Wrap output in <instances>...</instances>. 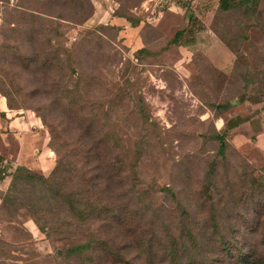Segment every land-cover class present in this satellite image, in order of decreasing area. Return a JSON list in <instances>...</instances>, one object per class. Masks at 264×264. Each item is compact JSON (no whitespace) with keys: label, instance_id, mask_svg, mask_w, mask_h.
<instances>
[{"label":"rangeland","instance_id":"1","mask_svg":"<svg viewBox=\"0 0 264 264\" xmlns=\"http://www.w3.org/2000/svg\"><path fill=\"white\" fill-rule=\"evenodd\" d=\"M242 1L222 12L219 0H0V99L9 93L16 129L40 147L27 167L48 172L57 158L54 148L41 145L50 134L41 115L69 148L92 135L122 139V151L109 139L108 152L124 162V183L111 186L131 216L123 228L127 245L122 262L98 258L96 264H149L147 238H157L138 225L157 221L159 209L163 219L209 235L206 187L220 205H240L244 213L242 201L264 186L254 150L235 146L218 128L228 109H214L264 98V0ZM79 72L82 104L75 105L68 90H75ZM91 115L92 134L86 130ZM220 132L223 154L215 139ZM18 139L0 126V156L13 158ZM7 219L0 211V264H90L64 257L69 234L47 235L29 215ZM221 231L228 237V229ZM248 236L264 251L262 230ZM218 248L214 240L203 248L213 263L220 261Z\"/></svg>","mask_w":264,"mask_h":264},{"label":"trees","instance_id":"2","mask_svg":"<svg viewBox=\"0 0 264 264\" xmlns=\"http://www.w3.org/2000/svg\"><path fill=\"white\" fill-rule=\"evenodd\" d=\"M234 2L235 0H219L218 9L222 12L230 11ZM181 35L182 32L179 31L176 38H180ZM76 80L75 90L68 92H75V105H81L79 86L84 82V76L79 72ZM2 95L5 96L9 109L14 110L9 93L3 91ZM230 106V103L217 104L214 109L223 111ZM4 115L0 112L1 117ZM40 117L43 124L49 128L48 145L57 153L54 166L48 174L35 172L24 165L13 167L9 173L10 185L5 192L0 193V211H4L9 217L7 219L9 223L17 221V218L24 214L31 216L47 235L69 234L71 238L64 255L67 260L75 257L82 263L96 264L98 258H104L113 263L122 262L120 252L125 250L127 245L123 228L128 224L125 219L131 216L126 205L115 199L111 184L113 181L119 186L124 183L123 159L109 155L108 134L106 136L104 133L98 138L94 135L88 136V140L75 143V147L69 148L70 143L62 139L57 127L44 115ZM94 122L91 115L86 128L91 134L97 132ZM215 139L220 142L219 151L223 154L226 147L224 134L222 132L216 134ZM110 141L113 142V148L123 150L121 138ZM139 145L137 144V147H140ZM136 160L138 157L130 164L132 169L137 165ZM3 161L4 158L0 156V165L3 168L0 171V178L4 177L9 165V161L2 164ZM211 168L212 176L217 167ZM135 176L133 178H136ZM261 180L264 181V178L261 177ZM166 194L172 198L176 197L169 189L166 190ZM249 195L252 196L251 199ZM249 195L248 203L242 201V205H246V211L240 213V205L238 208L235 205L230 207L227 203L223 204L226 206H222L220 199H216L215 194L211 192V188H205L206 201L209 202L206 205V213L209 218L204 223V229L210 236L206 233H196L194 228L182 221L163 219L161 212L165 210L159 209L157 221L144 223V226L138 225L145 227L146 233L151 231L153 237L157 238V240L147 238L150 245L149 264L152 262L150 257L152 248L157 256L155 264H264V251L248 236L249 232L260 230L264 232V186L259 184ZM232 198L230 196L229 201ZM141 199L142 195L138 194V200ZM232 202L236 203V199L234 198ZM21 210L25 212L22 214ZM219 212L221 213L218 215ZM224 214H227L229 225H226L228 219L223 217ZM157 224L159 230L155 232ZM221 228L228 229V237ZM209 229H212V232H209ZM112 231L116 233L115 237L110 235ZM209 240H214L215 245L221 246L224 250L218 248L220 256V259H217L220 260L218 263L208 260L203 252Z\"/></svg>","mask_w":264,"mask_h":264},{"label":"crops","instance_id":"3","mask_svg":"<svg viewBox=\"0 0 264 264\" xmlns=\"http://www.w3.org/2000/svg\"><path fill=\"white\" fill-rule=\"evenodd\" d=\"M204 37L210 43L213 41V38H209L206 33ZM215 43L218 46V42ZM221 49L223 48L221 47ZM0 112L5 114L3 117L0 116V126L3 128V131L8 132L10 135H16L19 138V144L12 155L13 158L3 156L4 160L9 161V165L4 177L0 178V193H2L8 189L11 182V175L9 173L12 169L9 168L17 165L30 167L29 162L31 160L29 154H35L37 149L40 150V147H35V142L27 139V134L25 135L22 130L16 129L12 116L18 114L13 113V110L9 109L6 100L0 99ZM218 128L228 135L235 146L241 147L246 145L254 150V154L256 155L254 160L260 164L259 170L261 171V176L264 178V98L260 101L248 99L235 100L234 104L218 118ZM48 142L49 138L46 137V140L42 141L41 145L45 144L49 147ZM49 150L52 151L50 147ZM54 162L55 158L50 170L43 173L48 174L53 168ZM2 169V165H0V171Z\"/></svg>","mask_w":264,"mask_h":264}]
</instances>
